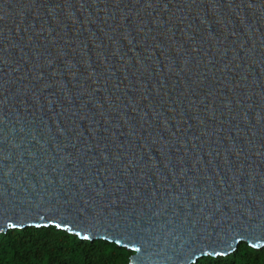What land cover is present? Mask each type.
Masks as SVG:
<instances>
[{
	"label": "water",
	"instance_id": "water-1",
	"mask_svg": "<svg viewBox=\"0 0 264 264\" xmlns=\"http://www.w3.org/2000/svg\"><path fill=\"white\" fill-rule=\"evenodd\" d=\"M48 225L264 247V0H0V233Z\"/></svg>",
	"mask_w": 264,
	"mask_h": 264
},
{
	"label": "trees",
	"instance_id": "trees-1",
	"mask_svg": "<svg viewBox=\"0 0 264 264\" xmlns=\"http://www.w3.org/2000/svg\"><path fill=\"white\" fill-rule=\"evenodd\" d=\"M132 251L102 239H82L53 225L10 228L0 233V264H129ZM192 264H264V247L241 241L224 256Z\"/></svg>",
	"mask_w": 264,
	"mask_h": 264
},
{
	"label": "snow or ice",
	"instance_id": "snow-or-ice-1",
	"mask_svg": "<svg viewBox=\"0 0 264 264\" xmlns=\"http://www.w3.org/2000/svg\"><path fill=\"white\" fill-rule=\"evenodd\" d=\"M57 227H59V225H57Z\"/></svg>",
	"mask_w": 264,
	"mask_h": 264
}]
</instances>
